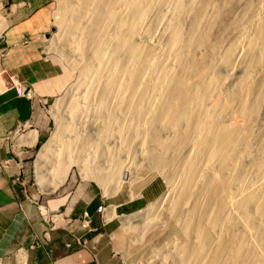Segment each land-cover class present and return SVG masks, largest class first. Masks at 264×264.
<instances>
[{"label": "bare ground", "instance_id": "6f19581e", "mask_svg": "<svg viewBox=\"0 0 264 264\" xmlns=\"http://www.w3.org/2000/svg\"><path fill=\"white\" fill-rule=\"evenodd\" d=\"M60 1V26L86 88L70 98L68 117L82 131L69 133L63 122L44 145L41 181L66 129L59 150H75L104 190L128 170L123 145L129 153L148 144L150 173L169 185L154 208L170 212L186 236L164 244L162 259L264 264V148L246 150L264 110V0H247L234 18L218 0ZM70 162L59 164L60 183ZM140 172L130 177L143 180L148 171Z\"/></svg>", "mask_w": 264, "mask_h": 264}, {"label": "crops", "instance_id": "0c3cea01", "mask_svg": "<svg viewBox=\"0 0 264 264\" xmlns=\"http://www.w3.org/2000/svg\"><path fill=\"white\" fill-rule=\"evenodd\" d=\"M49 20L43 0H0V264H119L109 241L89 245L91 236L117 228L97 214L98 196L85 207L89 228L82 214L78 225L56 227L46 207L44 213L23 202L16 183L48 135L43 108L64 83V69L48 48ZM128 204L112 205L120 211Z\"/></svg>", "mask_w": 264, "mask_h": 264}, {"label": "rangeland", "instance_id": "374dc122", "mask_svg": "<svg viewBox=\"0 0 264 264\" xmlns=\"http://www.w3.org/2000/svg\"><path fill=\"white\" fill-rule=\"evenodd\" d=\"M218 1L221 2V5L228 1L226 11L229 10L227 13H230L227 18H234L235 15L237 16L243 10L247 0H234V4L232 0ZM43 2L47 5V11L50 15L48 48L51 54L58 58V62L64 69V83L56 97L46 105L45 109L43 108V111L49 120L48 135L41 143L40 147L36 149L33 156L25 161L24 169L18 176V179H16L23 202L32 205L35 209L44 213V207H46L49 210V213H45V216L50 221L51 225L64 228L65 226L78 225V215H84L85 207L95 196H98L100 204L98 205L97 214L106 222L113 220L112 223L115 224L117 228L109 236H102V234L91 236L89 238V245H96L98 242L104 243L105 241H109L114 249L117 260H119V264H176L170 259H162L163 256L159 252H163L161 249H164L169 243H174L177 238L178 240L180 239V241L177 240L178 243L185 241L186 236L180 232L175 218L170 212L163 207H158V210L154 208V206L157 207L159 200H161V198L169 191V185L165 181V177L161 172L150 173L149 156L147 152L148 144L143 146L144 144L138 142L130 152L128 151L129 153H125L123 152L125 145L121 148V145L124 144L121 143L120 148L122 150L120 149V157L126 162V164H129V167L127 168L128 170L122 173L120 181H117L118 183H112L113 185L110 184L108 190H104L96 175L90 177L89 175H91V172L89 173L88 170L86 173L84 172V168L81 166L82 164L76 160L77 152L75 150L72 153L76 158H72V164L70 162L71 158H69V154L72 153L66 152V150H59L62 147L60 146L63 143L62 141L67 139L68 131L70 133V130H73L74 126L75 128L77 127L76 131H82L78 121L72 120L68 117V108L70 98L72 96H78L80 98L86 88L81 87L79 84L80 71L76 64V60H74L75 56L71 55L73 48L71 49V47L68 46L66 38L64 37L65 31L61 29L60 26L62 3L60 0H43ZM52 27H54V31L52 30ZM217 31H215V33H217ZM259 116L260 117H258L255 124L256 126L253 129V135L251 134L253 138L251 136L249 138L250 147L246 149H250V151H247V154L251 156L256 154L258 147L262 150L264 148V110H262ZM231 119L230 121H232L233 124L240 123V120L238 121V119ZM63 122L69 125L70 129L68 131L67 129L65 130V135H62V141H60L59 146L56 145L57 148H55L52 155L49 156V162L52 165L53 170L52 172L48 171V173H44L46 175L42 182L40 179L41 175L39 168L40 153L42 152L44 145H46L56 131H60L59 129L63 128ZM161 137H165L163 133H161ZM258 144H260V146ZM87 159L90 161L89 155L87 156ZM69 162L70 169L68 168V170H66L67 175L64 182H61V184L58 181L59 177L56 176L59 164ZM138 170L143 173L148 171V173L146 172L147 174L144 175L146 179L142 178L143 180H141L140 178L139 180L136 177L137 180L135 178L133 180V177H130L133 175L136 176ZM142 172L140 173L142 174ZM56 183H59L60 185L58 184L54 191H46L43 188L52 189ZM80 193H82V195H80ZM81 196L89 197L84 199L81 198ZM138 198H141L140 202H143L142 205H137V203H135V200ZM117 201L128 202L129 204L118 211L117 208L112 205ZM72 206L73 210L71 211V214L68 215L66 210L67 208L70 209ZM151 214L154 215L146 220V223H141V225L144 224L145 226L135 224L132 228L128 229L130 222L136 221L140 216ZM155 219L158 220L155 221ZM89 220L90 218L88 219V223ZM82 224L81 226H83ZM261 229L264 228L261 227L260 231ZM172 239L174 242H172ZM178 258L179 257H176L177 261H179ZM195 261L196 259L192 264H196ZM96 264H98L97 261Z\"/></svg>", "mask_w": 264, "mask_h": 264}, {"label": "clouds", "instance_id": "9594fccd", "mask_svg": "<svg viewBox=\"0 0 264 264\" xmlns=\"http://www.w3.org/2000/svg\"><path fill=\"white\" fill-rule=\"evenodd\" d=\"M85 213H88V212H85ZM88 215H89V214H88ZM84 217H85V214L83 215V218H82V221L84 222V226H85V224L87 223L88 220L85 221V220H84ZM89 217H90V215H89ZM87 219H88V218H87ZM88 226H89V225H88ZM88 226H85V227H88Z\"/></svg>", "mask_w": 264, "mask_h": 264}, {"label": "built area", "instance_id": "2783aa9c", "mask_svg": "<svg viewBox=\"0 0 264 264\" xmlns=\"http://www.w3.org/2000/svg\"><path fill=\"white\" fill-rule=\"evenodd\" d=\"M85 217L88 218V219L90 218L89 215H88V213H85ZM88 225H89V223L87 221V223L85 224V226H88Z\"/></svg>", "mask_w": 264, "mask_h": 264}, {"label": "water", "instance_id": "95a60500", "mask_svg": "<svg viewBox=\"0 0 264 264\" xmlns=\"http://www.w3.org/2000/svg\"><path fill=\"white\" fill-rule=\"evenodd\" d=\"M52 30L54 31V27H52ZM49 36H50V34H47V37H49ZM92 264H96V262H92Z\"/></svg>", "mask_w": 264, "mask_h": 264}, {"label": "trees", "instance_id": "16d2710c", "mask_svg": "<svg viewBox=\"0 0 264 264\" xmlns=\"http://www.w3.org/2000/svg\"><path fill=\"white\" fill-rule=\"evenodd\" d=\"M41 145V144H40ZM40 145L38 147H40Z\"/></svg>", "mask_w": 264, "mask_h": 264}]
</instances>
